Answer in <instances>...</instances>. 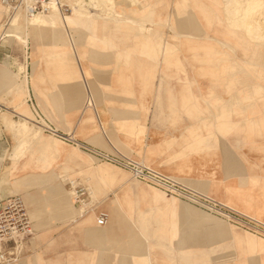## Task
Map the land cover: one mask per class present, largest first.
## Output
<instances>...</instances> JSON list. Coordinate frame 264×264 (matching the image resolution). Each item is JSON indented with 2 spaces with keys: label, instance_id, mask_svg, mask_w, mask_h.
I'll list each match as a JSON object with an SVG mask.
<instances>
[{
  "label": "rangeland",
  "instance_id": "374dc122",
  "mask_svg": "<svg viewBox=\"0 0 264 264\" xmlns=\"http://www.w3.org/2000/svg\"><path fill=\"white\" fill-rule=\"evenodd\" d=\"M80 1L86 8L84 14L73 15V7L79 0H60L64 18L58 29H28L29 16L19 11L23 28L14 35L5 28L17 12L7 11L0 17V134L10 140L6 153L14 151V162L24 157L19 148V140L23 138H17L10 130V121L25 122L57 149L42 152L39 141L25 137L26 163L21 168L13 166L11 182L29 174L44 173V180L66 188L75 205L74 212L59 207L54 198L44 196L48 192L40 186L29 187L31 196L27 199L23 192H13L25 200L36 233L25 246L35 248L41 240H46L42 235L52 233H116L115 237L91 240H101L102 245L122 251L114 255L122 260L121 264H208L213 257L220 259L227 255L221 251L229 246L237 248V257L244 256V246L263 249L264 233L243 224L246 221L263 227L264 219L236 205L225 191L217 195L202 189L193 180L147 164L131 151L112 148L107 152L128 159L133 157L179 183L191 196L136 178L130 170L109 161H95L71 145L74 143H65L42 132L33 122V110L27 100L31 99L43 118L58 128L69 122V115L78 116L87 103L91 104L92 118L99 128V116L94 110L96 99L103 97L108 103L107 98L108 101L116 98L126 103L110 105L116 109L118 124L127 125L135 112L127 103L146 104L157 86L160 91L157 97L162 101L166 95L161 93L163 87L180 86L181 93H167V99L186 101L189 107H197L188 109L187 115L189 118L203 115L205 145H210L218 134L220 145L224 144L227 151L228 134L234 136L237 162L251 169L245 174L237 173L241 175L236 180L242 181V176L249 179L240 182L246 184L237 185L241 189L235 190L247 193L241 200L261 210L259 203L264 205V0ZM254 5L255 9H251ZM0 9L6 7L0 5ZM48 13L49 8L40 14ZM99 51L106 55L105 62L96 58ZM100 64L107 68L101 73L107 76L109 86H133V91L139 93L114 90L102 95L95 93L96 66ZM121 64L123 69L117 76ZM24 65L27 67L21 70ZM141 109L144 117L146 112ZM4 117L9 122L5 123ZM69 133L75 137L74 128ZM143 139L144 133L137 138ZM204 159V174L200 175L211 178L216 170L211 147L205 149ZM218 165L216 177L224 178L222 165ZM99 166L106 168L105 175L96 172ZM253 174L260 176L251 177ZM71 180L88 188L85 201L89 205L84 207L94 209L93 212L87 213L81 203L75 204L68 186ZM204 199L222 205L223 210H215ZM100 212L109 215L104 227L95 222ZM75 217L82 220L75 223ZM246 234L254 238L250 245ZM39 256L33 253L25 261H35Z\"/></svg>",
  "mask_w": 264,
  "mask_h": 264
},
{
  "label": "crops",
  "instance_id": "0c3cea01",
  "mask_svg": "<svg viewBox=\"0 0 264 264\" xmlns=\"http://www.w3.org/2000/svg\"><path fill=\"white\" fill-rule=\"evenodd\" d=\"M99 28L101 30L104 28L103 22L100 23ZM100 40H102L101 37ZM95 56L100 62L107 59V57L105 58L106 55H104L103 51H99ZM132 59L134 60L135 58L133 57ZM106 69L107 68H104L101 64L96 66L98 86H96L95 93H99L100 95L107 94L110 92L107 90H114L116 93L135 92L133 91V86H109L107 84V76H104L101 73ZM119 69V73L117 71L118 68L116 70L115 75L117 76L122 72V64L119 65ZM1 71L2 69L0 68V72ZM181 90L180 86H171L169 89H166V87L164 89L163 87L161 93H166V95L167 93L175 94L178 91L181 93ZM89 92L91 94V90H89ZM136 93L139 92H135V94ZM158 93H160L159 86L153 89L151 92L152 96L146 104L144 102L127 103V105L135 111L131 114V123L127 125L118 124L115 115L116 109L111 106L113 104L114 106H125L126 103L119 102L116 98L109 99V101L107 98L108 103H106L105 98L103 99V97L96 99L94 103L95 113L99 116V128H97L93 121L92 117L94 116V113L91 112H86L81 120L79 119L80 115H69L70 118L68 121L72 123V127L69 122H64L62 127H59L60 129L53 123H49L56 129L66 133H69L70 129L74 128L77 140L87 143L95 148H99L101 149L100 151L105 150L106 153H108L107 151L112 148L125 152L131 151L133 156L143 160L147 164L158 168L160 167L165 172L183 176L184 179L193 180L195 184L202 189H209L217 195H220L225 191V195L229 196L230 199H233L236 205L244 210L256 213L258 214L257 216L264 219V205L259 203L261 210L249 207L248 202L241 200V198L244 199L243 196H248V194L235 190L241 189L239 188V186L242 187L241 184H246H240V182L249 179V177L242 176V181L240 178L236 180L235 177L241 175L237 173L245 174L251 169L249 170L248 167L241 164V162H237L235 140L233 139L234 136L228 134V144L226 145L227 151H224V144L220 145V141L222 140L218 134L215 139H211L210 145H205L204 142L206 135L204 133L203 115L191 118L187 115V110L195 108L196 106L189 107L188 103L182 100L169 101V98L167 99L166 95H164L162 101H159V98L157 97ZM27 104L30 107L28 100ZM141 108L146 112L144 113V117L142 116ZM103 121H105V124ZM232 123H234V120ZM142 133H144L143 141L137 140ZM216 140L218 142L214 143ZM8 141L10 140L7 135L0 134V205L6 198L12 196L13 192H23L26 194L29 192V187L40 186L43 189H47L50 184H53L44 180V173L29 174V176L17 178L12 184L10 172L13 170V166L16 165V168L23 167L26 163V157L20 158L18 161L14 162V151H9L8 155L6 153V144ZM61 141L70 144L62 139ZM71 145L83 150L95 161H102L79 145ZM210 147L214 158V164L216 166L214 172L215 176L213 175L214 177L204 178V175H200L202 173L204 174V152L205 149L207 151L210 150ZM130 159L136 161L133 157ZM27 163H31V161H28ZM219 163L222 165V170H219L221 173H224V178L219 176L216 177ZM258 172L261 173L260 171ZM259 176V174H253L251 177L258 178ZM261 179H263L262 175ZM87 195H89V192ZM236 200L242 201L243 203ZM81 205L83 207L85 205V207L87 206L88 208L89 202L82 201ZM93 210L94 209H86L85 212L89 213L93 212ZM81 211L83 212V208ZM81 220L82 219H77L73 222L77 223ZM115 234L116 233H52V235H42L46 240H41L39 245L35 248L26 247L24 245L21 251V259L14 264H121L122 260L116 256L114 257V255L122 253V251H117L114 247L102 245L101 240L100 242L91 240L92 238H111L115 237ZM246 236L249 237L247 243L250 245L254 238H252L250 234H246ZM262 245L263 249H261V247H242V253L244 254L243 257H237L236 255L239 253L237 248L235 246H229L225 251H221L227 255L220 259H214L213 257L208 264H264V244ZM33 253L41 256L36 257L35 261L32 262L25 261L28 256L33 255ZM150 260L151 262L153 261V259ZM170 260L168 259V261ZM197 263H199V261ZM200 264H203V262Z\"/></svg>",
  "mask_w": 264,
  "mask_h": 264
},
{
  "label": "built area",
  "instance_id": "2783aa9c",
  "mask_svg": "<svg viewBox=\"0 0 264 264\" xmlns=\"http://www.w3.org/2000/svg\"><path fill=\"white\" fill-rule=\"evenodd\" d=\"M49 2L50 0H0V3L7 7L9 11H22L29 16L48 11ZM28 102L33 110V122L38 128H41L43 132L79 145L101 160H106L128 169L136 178L152 182L167 190L191 196L185 192L179 183L146 165L126 157H121L120 155H110L109 153L94 149L79 142L73 134L56 129L43 118L31 99H29ZM68 186L75 200V204L85 201L88 188L78 183L77 180L69 181ZM204 201L208 202V205L215 210H223V206L218 203L211 202L207 199H204ZM228 216L232 215L229 214ZM108 217L109 215L107 212H100L96 216V224L100 227L105 226L108 223ZM244 223L243 225L246 226V224H248L256 231L264 233V226L262 227V225L255 223L252 225L246 221H244ZM35 234L30 212L23 197L21 195H12L6 198L0 205V264H14L18 262L21 259V251L24 245L32 240Z\"/></svg>",
  "mask_w": 264,
  "mask_h": 264
},
{
  "label": "bare ground",
  "instance_id": "6f19581e",
  "mask_svg": "<svg viewBox=\"0 0 264 264\" xmlns=\"http://www.w3.org/2000/svg\"><path fill=\"white\" fill-rule=\"evenodd\" d=\"M230 1H228V2H230ZM257 1L258 0H255L253 2H257ZM250 2H251V0H250ZM0 5L4 6L1 3H0ZM255 6L256 5L252 6L251 9H255ZM48 8H49L48 14H37V15H32V16L27 15V16H29L28 21H27V28L28 29L31 28L33 30H37V29L43 28V27H50L52 29H58L59 22L64 18L61 15V11H60V0H52V1L50 0V2L48 4ZM85 9H86L85 5L83 4V2H81L79 0V2L76 5H74L72 14L73 15H83ZM7 11H9V9L7 7H6V9H0V17H2L4 13H7ZM19 16H20L19 11H17V13H15V15L12 16L13 18H12V21L10 23V26H8V28H5L6 32L15 33L14 35L21 33V28H23V26L20 23ZM28 35H30V33H28ZM25 44H26V42H25ZM34 56H33V58H34ZM26 67H27L26 65L22 66L21 70L25 69ZM90 100H92L91 97H90ZM91 107H93L91 104H88V103L86 104V106L84 107V109L80 113V116H79L80 120L86 112L90 113L93 110V108H91ZM3 121L5 123L9 122L7 120V117H4ZM83 121H85V120H83ZM8 125H9L10 130L15 133V136L17 138H18V136L23 138V141H22V139L19 138L20 139L19 141H21V143L19 142L20 143L19 148L22 149L21 151H22L24 157H26L25 154L27 152V149L25 146V144H26L25 143V137H27L30 141H39V144L42 148L41 149L42 152H46V151L47 152H52V151L55 152L57 150L55 145L53 143H51L52 141L50 142L48 139H46L45 138L46 136L42 135L40 133V131L38 132V130H32L31 128H29L25 122L10 121ZM16 148H18V147H16ZM16 148H15V151H16ZM105 170H106V168H104L103 166H99L98 168H96V172L99 175H105ZM45 190L48 192V194H46L44 196H46L47 198H51V197L54 198L56 204L59 207L65 208L69 212L75 211L74 201L69 198L68 192L64 188L63 185L56 186L54 184H50L49 187ZM24 195H25L26 199L28 198V196H31V194L29 192L24 194ZM75 220H77V217H75L73 219V221H75ZM169 260H170V258H169Z\"/></svg>",
  "mask_w": 264,
  "mask_h": 264
}]
</instances>
